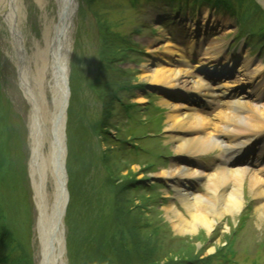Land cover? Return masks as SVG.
<instances>
[{"label": "rangeland", "instance_id": "1", "mask_svg": "<svg viewBox=\"0 0 264 264\" xmlns=\"http://www.w3.org/2000/svg\"><path fill=\"white\" fill-rule=\"evenodd\" d=\"M76 9L68 58L64 264H264V219L246 181L238 215H226L210 230L200 225L194 234L176 228L171 208L193 218L171 185L174 164L209 174L232 152L178 154L168 123L191 113L193 103L214 123L234 99L258 96L264 106L262 1L77 0ZM204 11L223 28L207 29ZM57 12L55 0L44 6L15 0L0 11V264H39L29 97L20 74L32 75L29 53ZM11 18L21 36L11 29ZM195 44L204 52L218 49L219 57L206 63L195 58ZM162 66L201 76L217 95L177 90L176 96L171 85L151 80ZM183 80L193 81L189 75ZM186 86L189 91L192 84ZM170 100L173 107H167ZM193 132L222 137L213 126ZM256 141L253 153L234 156L255 157L262 145ZM250 161V171L264 180V155ZM190 182L193 198L209 197L207 176Z\"/></svg>", "mask_w": 264, "mask_h": 264}, {"label": "bare ground", "instance_id": "2", "mask_svg": "<svg viewBox=\"0 0 264 264\" xmlns=\"http://www.w3.org/2000/svg\"><path fill=\"white\" fill-rule=\"evenodd\" d=\"M12 1L15 0H1L0 11H3L5 6ZM38 1L41 6L45 5L46 0ZM69 1L72 2V0H66L65 5ZM260 1L264 4V0ZM73 7L74 4L70 5L68 10L60 7L56 18L54 16L50 19L47 18V23L42 30L41 43L38 41L35 48L29 53V60H31L33 65L32 78L24 70H21L20 74L22 86L29 97V109L26 116L27 128L29 129V172L34 201L37 205L40 219L42 215L48 212L47 208L51 209L53 205L54 207L55 205L58 206L66 198L63 186L67 182L65 170L67 154L65 126L68 120L67 110L69 107L65 106V97L66 83L69 82L68 58L74 18ZM200 14L201 21L204 25H207V29L219 30L223 28L222 24L215 23L213 17L209 18L205 11ZM11 29H14V33L17 32L18 36H21L20 24L14 23L12 18ZM193 34L192 37L196 40V36ZM201 47V44L193 45V56L195 58H201L206 63L219 57L218 49H214V52L210 50L204 52ZM186 75H189L193 81L184 82L183 78ZM151 80L156 84L171 85L170 89L176 92V96H180V90L189 94L204 92L205 94L201 95L205 98L215 97L218 92V90L210 88L208 81L201 76L198 77L180 69H170L162 66L151 75ZM189 84H192L190 87L192 92H190V89L189 91L183 89L188 88L186 85ZM257 87L256 91L261 93V87ZM177 90L179 93H177ZM252 91L254 94V88ZM250 97H240L228 103L226 110L220 115L222 117L220 123H214L205 115H201L197 111V105L194 103L192 108H190L192 110L191 113L181 117H170L168 122L170 123L169 129L176 133L172 139L177 144L176 150L178 154L188 156L194 153L198 155L212 151L215 148L223 152L228 150L232 152L228 153L227 156L222 155L221 166L209 174L205 170L204 172L196 171L188 163L182 165L174 164L172 167L169 174L171 185L176 188L177 197L182 201L184 207H187L193 218L192 221L184 218L175 207L169 210L174 215V218L178 219L177 221L179 222L176 223V228L179 229L182 235L196 233L200 225L205 226L209 230L213 229L218 224V221H222L226 215H238L245 207L243 194L245 181L249 184L250 193L255 198L257 215L260 216L261 221L264 219V180L259 177L260 175L257 176L250 171V164L253 163L249 162L251 156L248 155V160L246 159L245 161L241 160L240 157L232 156L236 155V153H241V151H247L249 154L253 153L249 150L253 149L256 138V144L262 143V145L257 148L258 154L255 156V161L264 155V106L259 105L257 102L258 96ZM169 106L173 107V101H169L167 107ZM210 126H213L222 137L209 136L201 138L193 132L195 130L202 131ZM255 150L253 149V151ZM205 176L208 179L209 197L196 195L193 198L191 190L194 187L190 181L193 178L194 183L198 178H204ZM209 212L213 213V217H216V219H211ZM262 242L264 243V239ZM63 250V246L59 250V245H55L53 258L48 264H64L65 256ZM41 254L45 255V249L43 245L39 244V264H43Z\"/></svg>", "mask_w": 264, "mask_h": 264}, {"label": "water", "instance_id": "3", "mask_svg": "<svg viewBox=\"0 0 264 264\" xmlns=\"http://www.w3.org/2000/svg\"><path fill=\"white\" fill-rule=\"evenodd\" d=\"M56 1V6H57V10L58 12L60 11V7L64 10H68V8H70V5L74 4L73 10L75 14L76 12V7H77V0H72L69 1L66 5L65 2L66 0H55ZM65 5V6H64ZM64 12V11H63ZM63 14V13H62ZM69 99V95H68V87L66 90V97H65V106L67 105ZM63 190L64 192H66V198L63 199L60 204L53 205V207L51 209H46L48 212H46L44 215H42L41 219L39 217L38 219V236H39V244H41V246H44L45 249V255L43 257V264H48V262L53 258V253L55 251V245H59V250L61 249V247L63 246L65 251V241H64V224H63V220L64 217L66 215V209H67V205H68V192L65 186H63ZM48 214V215H46ZM40 229V232H39ZM43 235V237H42ZM44 257H45V261H44Z\"/></svg>", "mask_w": 264, "mask_h": 264}, {"label": "trees", "instance_id": "4", "mask_svg": "<svg viewBox=\"0 0 264 264\" xmlns=\"http://www.w3.org/2000/svg\"><path fill=\"white\" fill-rule=\"evenodd\" d=\"M193 1H195V2L197 3V1L199 2V1H201V0H193ZM203 1H206V2H207V1H210V2H212V3H215L216 0H203Z\"/></svg>", "mask_w": 264, "mask_h": 264}]
</instances>
